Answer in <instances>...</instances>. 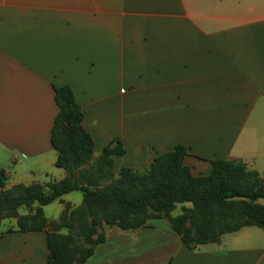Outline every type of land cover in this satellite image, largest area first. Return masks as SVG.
<instances>
[{"label":"crops","instance_id":"1","mask_svg":"<svg viewBox=\"0 0 264 264\" xmlns=\"http://www.w3.org/2000/svg\"><path fill=\"white\" fill-rule=\"evenodd\" d=\"M61 85L81 107L92 158L121 141L114 173L182 143L193 175L226 158L264 178V0H0L5 188L65 176L49 143ZM79 193L43 205L47 221L78 205ZM151 219L133 230L104 225L82 264H264V229L190 249L164 219ZM5 229L0 264H45L43 230Z\"/></svg>","mask_w":264,"mask_h":264},{"label":"trees","instance_id":"2","mask_svg":"<svg viewBox=\"0 0 264 264\" xmlns=\"http://www.w3.org/2000/svg\"><path fill=\"white\" fill-rule=\"evenodd\" d=\"M53 100L57 111L49 143L54 165L65 176L5 188L6 175L0 169V225L14 218L15 228L5 231L43 230L45 264H82L104 240V225L133 230L162 218L190 249L218 242L223 234L245 226L264 229V178L244 162L209 159V172L193 175L183 162L187 147L176 143L152 154L141 169L121 166L114 173L111 156L125 152L121 141L111 138L92 158L93 140L82 126L83 113L71 89L53 86ZM71 191L81 193L80 203L65 204L56 219L47 221L42 206ZM177 204L179 213L173 215ZM19 209L26 213L19 214Z\"/></svg>","mask_w":264,"mask_h":264},{"label":"rangeland","instance_id":"3","mask_svg":"<svg viewBox=\"0 0 264 264\" xmlns=\"http://www.w3.org/2000/svg\"><path fill=\"white\" fill-rule=\"evenodd\" d=\"M20 161V160H19ZM3 165H7L6 163H3ZM137 169H141V168H137ZM80 194V193H79ZM184 204H188V203H184ZM21 211H25L24 209H20ZM45 210H46V213L48 214V213H50L51 212V206L50 207H46L45 208ZM179 210H180V204H177L176 205V207H175V209H173V211L171 212L172 214H177V213H179ZM162 219V218H161ZM151 220H158V219H156V218H153V219H151ZM12 226H14V224H13V218H8V219H4V220H2V222H1V225H0V229H3V228H7V227H12ZM252 228H255V230H260V229H256V228H258V227H252ZM243 230H245V229H243ZM243 230L242 231H240L239 233H237L236 231L235 232H231V233H226V234H224L222 237H220L221 238V244H224L223 246H226V245H228L229 243H230V238H233V236H235V235H238V234H240L241 232H243ZM238 231V230H237Z\"/></svg>","mask_w":264,"mask_h":264}]
</instances>
